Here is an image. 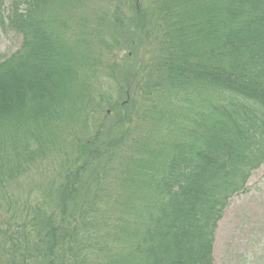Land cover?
I'll use <instances>...</instances> for the list:
<instances>
[{"label": "trees", "instance_id": "1", "mask_svg": "<svg viewBox=\"0 0 264 264\" xmlns=\"http://www.w3.org/2000/svg\"><path fill=\"white\" fill-rule=\"evenodd\" d=\"M123 4L0 0V264H213L264 165V0Z\"/></svg>", "mask_w": 264, "mask_h": 264}, {"label": "rangeland", "instance_id": "2", "mask_svg": "<svg viewBox=\"0 0 264 264\" xmlns=\"http://www.w3.org/2000/svg\"><path fill=\"white\" fill-rule=\"evenodd\" d=\"M8 5L4 2L3 7ZM120 0L121 11L124 9ZM21 44V37L0 28V62L13 54ZM120 53V61L124 58ZM103 116V115H102ZM55 167L41 166L12 190L18 207L22 202L30 205L45 196ZM35 191L28 194V190ZM213 264H264V165L253 171L246 191L233 196L224 209L214 232Z\"/></svg>", "mask_w": 264, "mask_h": 264}]
</instances>
